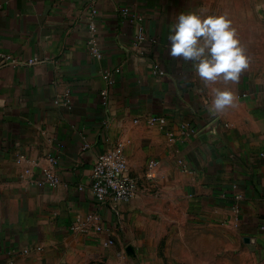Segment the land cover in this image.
Segmentation results:
<instances>
[{
	"label": "crops",
	"instance_id": "1",
	"mask_svg": "<svg viewBox=\"0 0 264 264\" xmlns=\"http://www.w3.org/2000/svg\"><path fill=\"white\" fill-rule=\"evenodd\" d=\"M181 12L231 21L238 82L169 54ZM214 89L235 106L211 112ZM117 146L134 197L97 204L83 186ZM0 264H264V0H0Z\"/></svg>",
	"mask_w": 264,
	"mask_h": 264
},
{
	"label": "clouds",
	"instance_id": "2",
	"mask_svg": "<svg viewBox=\"0 0 264 264\" xmlns=\"http://www.w3.org/2000/svg\"><path fill=\"white\" fill-rule=\"evenodd\" d=\"M170 55L192 62L199 77L208 82L223 80L238 82L242 71L249 66V59L225 15H201L181 12L172 25ZM237 97L231 90L214 89L210 107L221 113L234 107Z\"/></svg>",
	"mask_w": 264,
	"mask_h": 264
},
{
	"label": "built area",
	"instance_id": "3",
	"mask_svg": "<svg viewBox=\"0 0 264 264\" xmlns=\"http://www.w3.org/2000/svg\"><path fill=\"white\" fill-rule=\"evenodd\" d=\"M94 14V12H93ZM121 15L123 19L129 16V10L123 9L121 10ZM89 31L91 33L95 32V26L91 22L89 26ZM136 40L141 42L144 40L143 30L140 26L136 29ZM93 55L96 57H100L98 52L95 50H91ZM2 63L15 64L16 61L11 58L9 55H4L1 57ZM36 59H32L28 61V64H34ZM151 72L161 77L163 76V72L159 70V68L154 65L151 66ZM115 73L119 72V69L114 70ZM103 79L107 82V84L111 85L114 81L111 75L104 71ZM58 104V101H55ZM63 104L68 105L69 100L66 97ZM150 125L160 124L163 125L165 123V119L162 117H151L148 120ZM179 130L181 133L187 137H193L197 134V130L190 124L189 122H185L179 126ZM48 161L52 164H56V160L54 158H49ZM154 164L151 163L150 167H153ZM149 177H152V174H148ZM46 181L49 185L55 186L58 184L59 180L52 173L46 174ZM85 187L92 198L95 200L97 204L101 205H117V204H126L135 194V186L133 181L126 175V162L121 150L120 146H117L113 150L105 151L99 154L91 168V174L89 178V182ZM83 187L80 186L79 190H83ZM237 199H240L241 196H236ZM85 222L92 224L95 232L99 233L103 231V228L98 223V217L95 215H88L85 217ZM73 230H81L79 226H73ZM112 244L110 240H107L104 243L105 247H108Z\"/></svg>",
	"mask_w": 264,
	"mask_h": 264
}]
</instances>
